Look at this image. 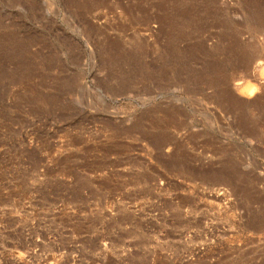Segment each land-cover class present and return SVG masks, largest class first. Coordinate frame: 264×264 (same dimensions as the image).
Wrapping results in <instances>:
<instances>
[{
  "label": "rangeland",
  "instance_id": "rangeland-1",
  "mask_svg": "<svg viewBox=\"0 0 264 264\" xmlns=\"http://www.w3.org/2000/svg\"><path fill=\"white\" fill-rule=\"evenodd\" d=\"M0 264H264V0H0Z\"/></svg>",
  "mask_w": 264,
  "mask_h": 264
}]
</instances>
